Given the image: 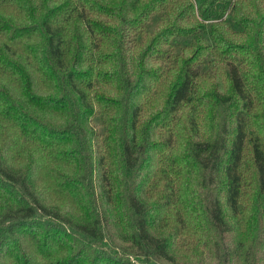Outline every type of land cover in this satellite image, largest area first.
<instances>
[{
    "label": "trees",
    "instance_id": "1",
    "mask_svg": "<svg viewBox=\"0 0 264 264\" xmlns=\"http://www.w3.org/2000/svg\"><path fill=\"white\" fill-rule=\"evenodd\" d=\"M0 264H264V0H0Z\"/></svg>",
    "mask_w": 264,
    "mask_h": 264
},
{
    "label": "rangeland",
    "instance_id": "2",
    "mask_svg": "<svg viewBox=\"0 0 264 264\" xmlns=\"http://www.w3.org/2000/svg\"><path fill=\"white\" fill-rule=\"evenodd\" d=\"M134 258V257H133Z\"/></svg>",
    "mask_w": 264,
    "mask_h": 264
}]
</instances>
